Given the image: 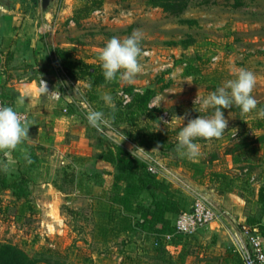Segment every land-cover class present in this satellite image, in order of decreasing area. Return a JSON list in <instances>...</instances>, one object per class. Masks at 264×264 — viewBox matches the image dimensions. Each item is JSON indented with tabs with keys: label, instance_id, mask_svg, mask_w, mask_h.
I'll list each match as a JSON object with an SVG mask.
<instances>
[{
	"label": "rangeland",
	"instance_id": "rangeland-1",
	"mask_svg": "<svg viewBox=\"0 0 264 264\" xmlns=\"http://www.w3.org/2000/svg\"><path fill=\"white\" fill-rule=\"evenodd\" d=\"M30 2L22 0L20 12L38 19L41 59L60 46L73 58L101 65L98 55L109 39H123L139 30L143 71L131 83L117 79L91 87L86 79L70 82L61 78V84L53 85L61 93L57 107L78 112L76 126L68 131V143L61 145L62 152L52 148L47 139L42 144V134H35L38 140H27L20 146L34 147L40 159L31 172L26 198L17 199L9 191L0 190V242L16 244L39 264H160L153 254L156 241L174 256L175 264H242L229 235L240 222L230 214L194 235L155 239L141 231L126 230V214L133 212L107 201L112 178L101 172L109 171V166L92 161L89 171L85 168L77 176L80 179L72 176L77 174L70 166L86 167L109 130H114L117 136L113 138L131 151L135 143L146 140L147 133V141L154 137L165 141L161 151L140 145L157 163L159 177L167 179L172 190L185 199L186 210L196 197L221 211L233 210L242 200L243 221L260 217L257 192L264 183V115H260L264 109V0L237 11L192 7L182 18L144 8L142 0H59L46 18L40 0ZM77 15L79 25L73 21ZM184 18H194L196 24L186 23ZM191 38L189 47L176 46ZM169 68L170 86L157 82L156 87L165 88L150 103L155 110L140 116L137 126L108 121L97 130L88 124L84 113L87 115L89 108L104 112L105 94L117 103L123 99V87L141 89ZM238 68L251 70L257 77L252 93L256 109L248 114L236 107L222 109L228 120L223 136L195 140L200 155L194 160L181 155L177 150L181 128L188 119L213 113L212 109L200 111V104L193 103L197 94L206 97L216 91L226 80L235 78ZM163 111L168 112L169 122L160 119ZM185 113L184 120L177 118L185 117ZM86 126L87 132H83ZM79 133H87L88 138L80 139ZM21 153L15 151L18 157ZM13 161L5 171L10 176L17 174V161ZM4 163L7 158L1 161L2 168ZM132 199L136 202L138 198ZM235 215L237 219L240 216Z\"/></svg>",
	"mask_w": 264,
	"mask_h": 264
},
{
	"label": "trees",
	"instance_id": "trees-1",
	"mask_svg": "<svg viewBox=\"0 0 264 264\" xmlns=\"http://www.w3.org/2000/svg\"><path fill=\"white\" fill-rule=\"evenodd\" d=\"M258 1L142 0L144 8L160 9L163 13L177 18H182L183 14H186L187 10H190L192 7H219L230 11H237L245 7L255 6ZM73 21L79 25L80 20L78 15L73 17ZM184 21L189 24H196L194 18H184ZM192 43L193 40L191 38V40L189 39L184 42L179 41L176 43V46L181 45L187 48ZM41 61L39 76L46 79L52 85L55 83L61 84V78L70 82L86 79L89 80L91 87L105 86L108 83L102 75L101 65L73 58L70 51L60 46L51 49ZM171 71L172 68L164 70L157 75L159 76L156 79L157 81H150L141 89L136 88L134 85L123 87L122 92L129 95L130 100L123 103L122 99L115 103V112L106 107L104 110L105 117L113 125L127 123L130 127L137 126L140 116L155 110L149 105L160 90L165 88L162 87L161 89L159 85L156 87L157 82L163 81L165 86H170L172 79L167 76H169ZM0 97L6 106L12 104L11 100L3 92L2 87L0 88ZM68 112L79 117L78 112L72 108H69ZM84 116H86L85 113ZM88 126L83 127V132L87 130ZM86 134L85 138L87 139L88 135ZM145 134L146 140L135 143L134 151H131L113 138V136H117L114 130L107 131V136H109H103L100 139L99 152L95 154V160L113 169L112 171L101 172H106L112 178L107 201L111 205L133 212L132 215L126 214L128 216V223L125 226L126 230L141 231L144 235L155 239H161L166 235L173 236L174 234L186 236L176 233L173 224L175 217L185 210V199L172 190L169 181L149 171V164L155 162L147 152V148L143 147L147 145L150 149L161 151L165 147V141L155 137L149 138V141H147V133ZM140 144L144 145L141 146ZM25 149L33 162L28 164L23 155L18 157L17 174L10 176L6 173L1 166V161L5 162L6 159L5 157L0 159V190L9 191L17 199L28 196L29 182L32 179L31 172L37 166L40 159L34 147L27 145ZM133 197L138 198L136 202L133 201ZM257 200L261 206V216L250 218L247 224L256 226L264 238V183L257 192ZM154 244L157 247L153 254L160 264H175L173 261L174 256L161 243L156 241ZM183 259L184 256L181 255L179 261L182 262ZM0 264H39V261L16 244L0 242Z\"/></svg>",
	"mask_w": 264,
	"mask_h": 264
},
{
	"label": "clouds",
	"instance_id": "clouds-1",
	"mask_svg": "<svg viewBox=\"0 0 264 264\" xmlns=\"http://www.w3.org/2000/svg\"><path fill=\"white\" fill-rule=\"evenodd\" d=\"M141 40L142 34L139 30H135L123 39L113 36L107 41L98 55L105 81L112 82L119 79L131 83L142 73ZM234 76V79L226 80L221 87L206 97H200L197 94L193 103L200 104V111L212 109L213 113L208 117L198 116L195 119H188L187 124L181 128L177 135V150L181 155L194 160L200 155V145L195 143V140L201 138L210 141L223 136L228 120L222 109L236 107L242 114L251 113L256 109L257 100L252 95L257 83L254 72L246 68H238ZM38 93L54 101H58L61 96L58 90L50 91L43 79L40 81ZM30 99L31 93L25 92L18 97L17 103L22 105ZM102 99L105 105L115 112L116 104L113 97L105 94ZM187 115L185 113V117L177 118L184 120ZM260 115H264V109H261ZM86 119L88 124L97 130H101L102 126L108 123L104 112L91 108L87 111ZM29 126L24 114L14 110L11 106L0 104V153L7 158V163L3 164L4 171H8L9 164L14 163L12 153L18 149L22 152L26 163L33 162L27 151L20 148L29 139Z\"/></svg>",
	"mask_w": 264,
	"mask_h": 264
},
{
	"label": "crops",
	"instance_id": "crops-1",
	"mask_svg": "<svg viewBox=\"0 0 264 264\" xmlns=\"http://www.w3.org/2000/svg\"><path fill=\"white\" fill-rule=\"evenodd\" d=\"M37 21L38 19L31 14L24 16L20 11L15 13L14 11L5 12L0 9V88L2 87L3 92L11 100L12 104L10 106L14 110L27 113L30 125L28 140H35V134L36 136L42 134L40 135L44 138L40 140L42 144L47 139L50 141L49 144H51L52 148L56 147L60 151L61 145H67V133L76 126L74 124L78 116L69 114L65 107L59 109L56 101L38 93L41 79L46 81L50 91L54 90V87L46 79L39 76L42 62L40 58L42 49L40 50L39 48V37L42 35V30L39 26H36ZM25 92L31 93V99L26 100L22 105L18 104V97ZM36 129L39 130V133L35 132ZM79 137L82 140L85 138L82 133H79ZM36 140L38 139L36 138ZM19 154L16 155L14 151L12 159L17 161ZM3 157V154L0 153V159ZM92 161H95V158H90V161L87 164L85 163L86 167L84 166L83 168L70 166L73 169V174H77L72 176L80 179L77 176L83 174L81 171L85 168L89 171ZM110 170L112 171L113 169L111 168ZM242 202V200L237 202L233 210L223 209L226 216L230 214V217L238 220L237 222H242L245 219L242 214ZM231 210L234 214L231 213ZM238 213L240 216L237 219L235 214Z\"/></svg>",
	"mask_w": 264,
	"mask_h": 264
},
{
	"label": "built area",
	"instance_id": "built-area-1",
	"mask_svg": "<svg viewBox=\"0 0 264 264\" xmlns=\"http://www.w3.org/2000/svg\"><path fill=\"white\" fill-rule=\"evenodd\" d=\"M121 96L124 103L130 100L129 95L126 93L122 92ZM0 104L5 105L1 97ZM149 106L151 107V105ZM18 112L24 114L28 119L27 113ZM160 117L162 121L169 122L167 111L161 112ZM148 169L152 173L160 175L157 163L149 164ZM225 216V211L213 208L202 197H196L189 209L184 210L175 217L173 224L176 233L191 236L211 223L221 221ZM229 235H231L235 250L242 264H264V238L256 226L242 221L239 223L237 229L229 233ZM169 236L166 235V237Z\"/></svg>",
	"mask_w": 264,
	"mask_h": 264
},
{
	"label": "water",
	"instance_id": "water-1",
	"mask_svg": "<svg viewBox=\"0 0 264 264\" xmlns=\"http://www.w3.org/2000/svg\"><path fill=\"white\" fill-rule=\"evenodd\" d=\"M59 0H40L41 12L49 17L57 7ZM23 8L22 0H0V9L5 12L20 11Z\"/></svg>",
	"mask_w": 264,
	"mask_h": 264
},
{
	"label": "flooded vegetation",
	"instance_id": "flooded-vegetation-1",
	"mask_svg": "<svg viewBox=\"0 0 264 264\" xmlns=\"http://www.w3.org/2000/svg\"><path fill=\"white\" fill-rule=\"evenodd\" d=\"M29 2V4L31 3L30 0H27Z\"/></svg>",
	"mask_w": 264,
	"mask_h": 264
}]
</instances>
